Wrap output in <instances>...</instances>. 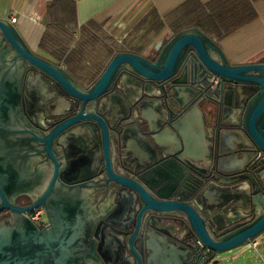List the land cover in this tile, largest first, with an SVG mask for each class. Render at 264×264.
Instances as JSON below:
<instances>
[{
    "label": "water",
    "instance_id": "95a60500",
    "mask_svg": "<svg viewBox=\"0 0 264 264\" xmlns=\"http://www.w3.org/2000/svg\"><path fill=\"white\" fill-rule=\"evenodd\" d=\"M154 50L153 60L116 53L84 88L0 17V213L10 214L0 221V264H101L85 191L93 181L69 180L77 157L70 146L82 147L77 158H100L105 185L120 190L116 203L133 229L121 242L136 264L135 242L144 264H225L235 257L222 255L264 234V159L255 156L264 155V62L232 65L197 28L159 40ZM125 75L145 84L125 83ZM212 76L219 78L213 87ZM47 79L81 107L41 131L29 110L44 104ZM222 103L238 114L230 131L236 136L226 141L228 151L215 153L204 136L205 109L216 107L219 127ZM82 124L89 125L87 137L73 141ZM207 168L211 178L202 173ZM19 196L33 203L20 207ZM38 208L48 218L42 230L26 215Z\"/></svg>",
    "mask_w": 264,
    "mask_h": 264
},
{
    "label": "trees",
    "instance_id": "16d2710c",
    "mask_svg": "<svg viewBox=\"0 0 264 264\" xmlns=\"http://www.w3.org/2000/svg\"><path fill=\"white\" fill-rule=\"evenodd\" d=\"M257 0H213L202 5L191 0L161 19L150 11L121 43L93 22L78 27L73 0H57L47 4L43 25L45 32L39 49L43 58L62 66L81 84H92L116 53L141 55L152 39L168 30L175 35L188 28H197L210 39L219 42L257 18L253 3ZM89 58L96 63L87 67Z\"/></svg>",
    "mask_w": 264,
    "mask_h": 264
},
{
    "label": "flooded vegetation",
    "instance_id": "af4514ba",
    "mask_svg": "<svg viewBox=\"0 0 264 264\" xmlns=\"http://www.w3.org/2000/svg\"><path fill=\"white\" fill-rule=\"evenodd\" d=\"M154 47V54L151 57H146L149 60L155 59L158 55V52L154 50ZM26 76L28 79L30 78L32 81H36V74L34 72H29L26 74ZM47 81L49 84V91L43 97L44 99H40V102H44L42 106H38L37 108L33 109L31 108L32 100L30 98L24 99L25 107L31 108V110H29L30 117L38 121L39 129L41 131L50 130L55 123L78 113L81 107L80 102L68 96L58 85L48 79ZM123 81L129 84L132 82V84L134 83L138 87H142L145 84L141 80L134 79L130 76L128 78L126 75L123 76ZM76 82L84 88H87L91 85L81 84L78 81ZM213 86L214 84L212 83V87ZM140 96L141 95L138 93L134 97L136 100H138ZM86 110H88L87 106H85V111ZM215 110L216 107L212 105L206 107L205 109L206 126L204 128V136L212 151L216 153L218 151L229 150V145L226 141L236 136L235 134L230 133V131L235 129L233 124L235 123L234 121H237L238 114H235L234 116L231 113V109L222 103L220 111V126L217 127L213 120V114ZM94 113H96V110H94ZM231 117H235V119ZM85 126L88 127L89 125L82 124L75 128V131L72 133L73 141L87 137L86 132L89 131L87 128H85ZM216 135L221 136V143H218L217 141L215 142L214 138ZM67 150L69 154L73 155L74 157H78L81 155L80 151L82 150V147L70 146ZM256 155L257 152L255 153V156ZM83 156L85 157H76V159H74L71 163V174L69 176V180L79 181L89 177V181L87 182L93 181L85 191L87 192L86 198L89 200V208L95 212L97 219L93 230V237L96 240V253L98 260L101 262V264H136V257L131 252H129L121 242L124 235L132 234L133 229L130 223H127L126 220L123 219L124 213L122 206L116 203L121 198L120 190L112 182L108 186L105 185V176L103 173H101L102 163H100V158L95 161L88 159L87 157L89 156L84 154ZM44 165L48 169L52 168V164L49 161H46ZM140 166H146V164L143 163ZM114 171L117 174L120 173L116 158H114ZM202 173L207 178H211L213 175L211 170H208V168ZM59 174H61L60 170ZM15 203L20 207H26L31 205L33 201L28 196H19L16 198ZM27 214L28 213H26V215ZM44 217L46 221L45 225H36L39 230H42L48 225V218L46 216L45 210ZM9 218L10 214L7 211L0 213V221L7 220ZM148 238H151V235H148ZM99 243H101V247L99 248L100 251H98ZM133 248L139 256L141 263L144 264L141 245L138 242H135L133 244Z\"/></svg>",
    "mask_w": 264,
    "mask_h": 264
},
{
    "label": "crops",
    "instance_id": "0c3cea01",
    "mask_svg": "<svg viewBox=\"0 0 264 264\" xmlns=\"http://www.w3.org/2000/svg\"><path fill=\"white\" fill-rule=\"evenodd\" d=\"M57 0H0V17L10 22L17 20L18 29L28 47L41 57L46 54L39 49V43L45 32L43 17L48 3ZM75 3L78 27L93 22L109 33L114 39L122 41L134 27L152 10L161 19H165L191 0H73ZM206 5L213 0H197ZM257 18L227 38L217 42L232 65L255 64L264 62V0L253 3ZM160 35L172 36L168 30ZM158 42V41H157ZM153 46L142 53L153 51ZM235 119V117H231ZM235 161H237L235 159ZM235 164L234 162L232 163ZM259 242V239H257ZM264 249V245H263ZM246 251H241L240 254ZM264 254V250H263ZM235 260L239 254L234 255ZM234 260V261H235ZM264 262V260H262Z\"/></svg>",
    "mask_w": 264,
    "mask_h": 264
},
{
    "label": "rangeland",
    "instance_id": "374dc122",
    "mask_svg": "<svg viewBox=\"0 0 264 264\" xmlns=\"http://www.w3.org/2000/svg\"><path fill=\"white\" fill-rule=\"evenodd\" d=\"M135 28V27H134ZM105 31V30H104ZM105 33H107L105 31ZM109 36H111L109 33H107ZM112 37V36H111ZM134 36H129L127 35V39L128 41H131L133 39ZM113 38V37H112ZM168 36L167 35H159L158 37H155L154 39H152L151 43L148 45V47L153 46V44H155V42L161 40L166 42L167 41ZM124 39H122L123 41ZM116 41L118 42V40L116 39ZM122 41L119 40L118 43H121ZM147 47V48H148ZM147 56H152L154 54L153 51H148ZM96 61L94 58H89L88 63H87V67L89 68H93L95 65ZM259 243L260 246L258 248V255L255 254V252L253 250H249L247 249V246L238 248L234 251H232L231 253H226L224 255H222V257L227 258V257H231L234 256L236 254H239V258L235 261H228V262H223L225 264H261L262 260H264V254H263V245H264V234L262 236H260L259 238ZM245 250L246 252L243 254H240L241 251Z\"/></svg>",
    "mask_w": 264,
    "mask_h": 264
},
{
    "label": "built area",
    "instance_id": "2783aa9c",
    "mask_svg": "<svg viewBox=\"0 0 264 264\" xmlns=\"http://www.w3.org/2000/svg\"><path fill=\"white\" fill-rule=\"evenodd\" d=\"M17 18L16 17H11L10 18V23L11 24H15ZM170 38V36H168L167 40ZM219 82V78L212 76L211 77V83H213L214 85H216ZM257 159H264V155L261 152H257L256 155ZM28 218L35 224V225H39V226H44L46 221H45V217H44V210L43 208H38L35 209L33 212L28 213ZM260 246V243L256 240H253L249 243V245L247 246V249H251L255 252V254L258 255V248ZM261 264H264V262H261Z\"/></svg>",
    "mask_w": 264,
    "mask_h": 264
}]
</instances>
